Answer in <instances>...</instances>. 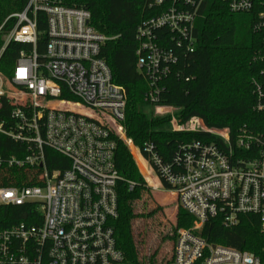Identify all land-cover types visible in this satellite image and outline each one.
<instances>
[{"label":"built area","instance_id":"built-area-1","mask_svg":"<svg viewBox=\"0 0 264 264\" xmlns=\"http://www.w3.org/2000/svg\"><path fill=\"white\" fill-rule=\"evenodd\" d=\"M203 2L170 0L160 15L138 27L137 66L149 82L151 103L159 101L162 81L178 62L176 49L162 43L171 38L176 48L192 52ZM221 2L232 14L257 9L253 30L261 35L263 50L254 61L264 63V0ZM38 12L47 23L43 55L37 51ZM11 18L16 25L3 50L11 41L32 50L20 53L10 79L0 72V109L13 108L9 120L0 124V134L25 144L28 153L0 157V166L41 172L39 184L0 187V206L36 205L41 217L38 225L22 222L0 231V264H129L117 247L112 224L118 218L117 185L124 181L115 152L119 133L125 134L121 124L126 96L100 57L107 38L92 27L88 10L45 0H30ZM252 87L253 109L264 114V70L252 79ZM156 113L171 116L173 132L217 139L181 146L171 164H165L153 146L146 148L156 180L149 188L174 196L186 219L176 232L170 264H264L249 251L208 240L211 221L234 228L246 215L259 218L264 237V132H244L232 139L228 129L207 128L199 118L181 125L175 109L158 108ZM46 148L68 160L69 168L49 171ZM128 184L133 190L135 183Z\"/></svg>","mask_w":264,"mask_h":264},{"label":"trees","instance_id":"trees-1","mask_svg":"<svg viewBox=\"0 0 264 264\" xmlns=\"http://www.w3.org/2000/svg\"><path fill=\"white\" fill-rule=\"evenodd\" d=\"M30 0H0V72L11 78L22 51L30 52L32 46L11 41L3 50L5 37L16 25L11 18L25 10ZM50 4L82 8L91 14L92 27L107 40L101 46L100 57L111 69L113 82L126 96L125 118L121 126L125 137L137 147L144 160L150 161L148 145L165 164H171L180 147L195 141L214 143L217 139L204 133L173 132L170 115H156L158 108L175 109L181 125L199 118L207 128L228 129L232 139L242 133L264 132V114L254 111L256 97L252 79L259 77L264 63H256L255 56L263 50L262 37L253 30L257 9L249 13L232 14L221 0H204L195 20L194 49L192 52L176 48L169 38L163 46L175 48L178 62L171 74L162 81L164 89L156 103L148 100L149 82L139 71L137 62V30L147 19L160 15L170 4L164 0H45ZM37 51L43 55L47 44L46 16L37 13ZM3 50V51H2ZM74 99V98H70ZM12 107L0 109V124L9 120ZM107 124V121L103 119ZM116 130V129H115ZM118 131V130H116ZM120 134V133H119ZM141 172L151 185L155 177L147 164L138 157ZM27 146L0 134V157H22ZM45 166L49 171H65L68 160L46 148ZM115 164L124 181L117 185L118 218L113 221L115 238L129 264H170L174 255L175 235L185 225L176 220L168 229L164 240L170 247V257L161 262L155 255L146 260L140 253L134 224L138 219L152 218L162 207L148 213H138L140 204L152 198L128 146L117 139ZM156 171V169H154ZM39 168L23 170L0 166V187H22L39 184ZM128 182L135 183L133 190ZM166 189L167 186L164 185ZM41 214L36 205L17 207L0 206V231L22 222L38 225ZM184 217V214H183ZM185 219V217H184ZM186 220V219H185ZM208 240L212 243L249 251L264 263V237L260 233L257 216L246 215L234 228H225L219 220L209 223Z\"/></svg>","mask_w":264,"mask_h":264},{"label":"rangeland","instance_id":"rangeland-1","mask_svg":"<svg viewBox=\"0 0 264 264\" xmlns=\"http://www.w3.org/2000/svg\"><path fill=\"white\" fill-rule=\"evenodd\" d=\"M7 37H5V41ZM156 115H159L155 112ZM175 114V113H174ZM119 140L127 144L128 150L133 156V159L143 176L146 183L147 190L151 193L152 198H147L144 205L140 204L138 206V213H148L155 210L158 206L162 207V211H158L152 218L149 219H138L134 224L135 234L140 247V254L146 259L155 255V261L161 262V260H167L170 257V247L166 244L164 236L168 229L176 220H186L183 217V212L181 211L176 199L170 193L165 191L153 192L149 186L150 182L147 181L145 175L141 172L139 165L136 161V155L133 151H136L138 157L141 158L149 167V163L144 160L141 153L133 143L126 139L125 134L118 136Z\"/></svg>","mask_w":264,"mask_h":264}]
</instances>
